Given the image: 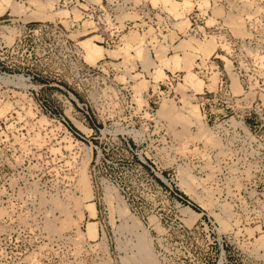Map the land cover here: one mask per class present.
<instances>
[{"label":"rangeland","instance_id":"1","mask_svg":"<svg viewBox=\"0 0 264 264\" xmlns=\"http://www.w3.org/2000/svg\"><path fill=\"white\" fill-rule=\"evenodd\" d=\"M120 257L264 264V0H0V264Z\"/></svg>","mask_w":264,"mask_h":264},{"label":"bare ground","instance_id":"2","mask_svg":"<svg viewBox=\"0 0 264 264\" xmlns=\"http://www.w3.org/2000/svg\"><path fill=\"white\" fill-rule=\"evenodd\" d=\"M114 230H115V233H116V235H117V236H116V244H117V248L120 250L119 237H118L119 229H118V227H117V229H116V227H115ZM135 246L137 247V251L140 252V251H141V247H140V245L136 244ZM120 259H121L122 264H127L123 257H120Z\"/></svg>","mask_w":264,"mask_h":264},{"label":"built area","instance_id":"3","mask_svg":"<svg viewBox=\"0 0 264 264\" xmlns=\"http://www.w3.org/2000/svg\"><path fill=\"white\" fill-rule=\"evenodd\" d=\"M69 98L72 99L78 105L76 99L72 98V96H69ZM99 231L102 232V228L101 227H99Z\"/></svg>","mask_w":264,"mask_h":264},{"label":"crops","instance_id":"4","mask_svg":"<svg viewBox=\"0 0 264 264\" xmlns=\"http://www.w3.org/2000/svg\"><path fill=\"white\" fill-rule=\"evenodd\" d=\"M162 59V58H161ZM163 60V59H162ZM155 65H157V63H154ZM162 67V66H161Z\"/></svg>","mask_w":264,"mask_h":264}]
</instances>
